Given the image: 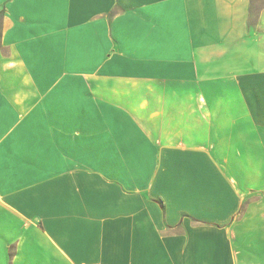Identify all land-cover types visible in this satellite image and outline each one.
<instances>
[{
	"label": "crops",
	"instance_id": "crops-1",
	"mask_svg": "<svg viewBox=\"0 0 264 264\" xmlns=\"http://www.w3.org/2000/svg\"><path fill=\"white\" fill-rule=\"evenodd\" d=\"M0 264H264V0H0Z\"/></svg>",
	"mask_w": 264,
	"mask_h": 264
}]
</instances>
